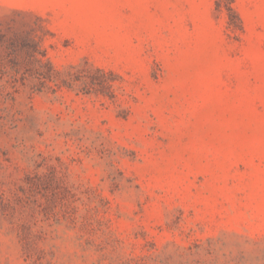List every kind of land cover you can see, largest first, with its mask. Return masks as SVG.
<instances>
[{
    "label": "rangeland",
    "instance_id": "374dc122",
    "mask_svg": "<svg viewBox=\"0 0 264 264\" xmlns=\"http://www.w3.org/2000/svg\"><path fill=\"white\" fill-rule=\"evenodd\" d=\"M0 264H264V0H0Z\"/></svg>",
    "mask_w": 264,
    "mask_h": 264
},
{
    "label": "trees",
    "instance_id": "16d2710c",
    "mask_svg": "<svg viewBox=\"0 0 264 264\" xmlns=\"http://www.w3.org/2000/svg\"><path fill=\"white\" fill-rule=\"evenodd\" d=\"M227 10H228V14H229L230 18H231V16H233V17L236 18V20H237V22H238V23H233L232 25L229 26V27L231 28V30L235 31L236 28H239V29H240V28H241V27H240V20H239V18H238V16H237L235 10L233 9V7H232V6H229V7L227 8ZM39 61H41V60H39ZM44 77H45V76H44Z\"/></svg>",
    "mask_w": 264,
    "mask_h": 264
}]
</instances>
